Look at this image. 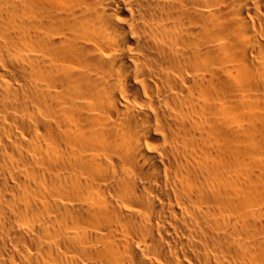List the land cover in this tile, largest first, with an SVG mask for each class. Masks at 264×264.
<instances>
[{
  "label": "bare ground",
  "instance_id": "obj_1",
  "mask_svg": "<svg viewBox=\"0 0 264 264\" xmlns=\"http://www.w3.org/2000/svg\"><path fill=\"white\" fill-rule=\"evenodd\" d=\"M0 264H264V0H0Z\"/></svg>",
  "mask_w": 264,
  "mask_h": 264
}]
</instances>
